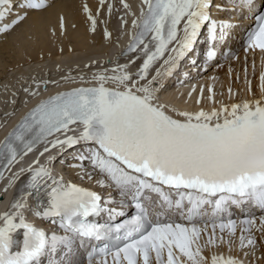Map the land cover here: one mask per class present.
<instances>
[{"label":"snow or ice","instance_id":"1","mask_svg":"<svg viewBox=\"0 0 264 264\" xmlns=\"http://www.w3.org/2000/svg\"><path fill=\"white\" fill-rule=\"evenodd\" d=\"M241 2L252 6V0ZM48 3L49 0H0V20L14 7L37 10ZM211 4L212 0H142L140 16L132 21L137 31L127 48L128 52L139 49V54L146 57L136 73L140 80L146 79L150 66L166 52L174 55L164 60L165 65L174 59H183L193 50L205 23L208 39H217V21L211 18ZM125 7L129 5L125 3ZM84 10L89 13L94 31L96 20L87 6ZM26 17L27 12L18 14L12 23L0 27V32H7ZM259 20V29L250 34L249 44L264 50V16ZM230 26L227 22L220 23L221 38ZM105 35L111 34L105 32ZM173 44L175 46L170 48ZM215 54L212 49L207 52L209 58ZM176 66L168 67L167 74L171 75ZM126 67L118 66L114 70L119 72L117 75L97 74L94 76L99 81L97 86L73 88L41 100L0 141V161L6 160L10 168L39 143L46 145L41 156L52 149L66 151L83 143L88 146L87 154L77 153L78 162L87 160L99 171L104 177L99 184L115 186L121 196L131 193L140 210L131 221L116 226L117 232L124 231L123 237H117L123 241L122 247H116L117 259L123 254L127 264H152L154 255L156 264H207L199 243L207 225L200 228L194 223L189 226L160 222L159 215L157 221L152 222L142 201L151 199L146 194L150 191L161 197V208L167 206L171 210L174 206L181 211L187 198L191 205L187 210L189 221L200 214L203 205L210 203H214L216 210H222L227 202L238 204L248 199L264 209V99L226 105L209 112L177 111V116L183 119L174 118L158 101L157 89L151 87L156 76L147 84H140L133 74L124 70ZM108 80L115 81L119 87H106ZM76 124L82 125V130L70 127ZM77 131L76 135L68 134ZM58 133H62L63 138L56 136ZM34 164L37 167L28 170L30 186L39 189L43 183L47 185L48 195L47 205L37 215L58 222L65 234L48 235L28 223L19 211L24 205L14 202L11 207L18 211L2 214L0 264H41L42 257L56 253L60 246H68L77 238L81 244L86 240L101 241L108 237L110 229L90 217L105 211L110 216L123 215L116 209L103 207L107 202L102 201L97 192L54 176L52 169L40 165L39 160ZM80 166L83 167L82 163ZM85 175L92 178V173L85 172ZM2 176L0 173V178ZM161 185L175 189L179 199L173 202ZM17 216L19 222H15ZM245 223L252 225L255 221ZM261 224L264 225V217ZM220 228L234 232L235 222L221 223ZM17 229L24 230V238L22 248L14 250L12 234ZM214 229L215 225L205 246L216 242ZM220 240L223 241V237ZM247 242L252 245L254 240L249 238ZM108 250L105 244L96 255L106 254ZM211 264L243 262L213 255Z\"/></svg>","mask_w":264,"mask_h":264},{"label":"bare ground","instance_id":"2","mask_svg":"<svg viewBox=\"0 0 264 264\" xmlns=\"http://www.w3.org/2000/svg\"><path fill=\"white\" fill-rule=\"evenodd\" d=\"M53 2L54 1L48 3L47 7H45L42 11L27 10L25 8L17 6V8L12 11L11 16H6L4 19L0 20L1 27L4 24L12 23V21L18 14L27 12V17L23 20V22L14 24L13 27L7 32L0 33V71L8 69L9 67L7 66V60H4L6 59V57L4 59L3 56L1 57V51L4 50L5 52H7L6 49L9 53V55L7 54L8 58L12 57V62H14V65L19 67V69L16 71L17 75L7 76L6 73V76L4 77L5 81H7L8 86L5 90H0V104L4 106L3 110L11 109L13 103L17 98L16 96L19 86L26 82L30 76H37L38 74L42 73L46 74L49 69L58 70L59 68L72 63L92 61L91 59L94 58V56L91 55H93V53L97 54L98 56L105 54L104 52L110 48V43L113 41L114 35L116 33H122V35L124 34L125 29L117 30V25L115 23L116 14L114 13L116 7L113 8L112 11L110 10L111 13L108 12L107 0H58L57 2ZM115 2L116 0H113L112 3ZM129 2L133 7L132 9H130L129 17L134 18L137 14L136 8L138 7L139 1L130 0ZM85 6H87L92 17H94L96 20L94 31L92 30L89 13L84 10ZM61 18L63 20V26H61ZM129 20L130 19L128 18L126 19L127 23ZM131 22H129L128 24H130ZM127 23L125 24L124 28H127ZM113 29L116 31H114ZM105 32L110 33L111 38H109L110 36H106ZM80 49L85 50L86 52L78 53L77 51H79ZM109 51H111V49ZM142 57L144 56L140 55L138 50L126 60L122 59L121 64L129 67L135 62L140 61ZM162 59L163 57L156 60L153 63V67H155L157 63H159ZM239 64L240 62L238 63V65ZM13 66L9 69H13L15 67ZM226 68L229 70L230 66H227ZM224 69L225 66H223L218 71L222 72ZM113 73H116V71H113ZM151 73L152 70H148L147 76L149 77ZM217 77L218 75L212 74L209 78H204L202 82L206 81L207 83L205 85L212 87ZM14 78L20 79L14 80ZM3 82V78L0 79V83ZM85 83H89L88 80H73L72 77H68L67 79H60V81L56 84H52L51 87L47 88L48 91L39 89V87L41 86L37 84L38 91L34 89L35 92L29 97L27 96L28 92L24 93L25 100L22 103V106H16V108L14 109V114H12L11 117L7 118V126L12 123V120L13 122H16L19 116L25 113L26 109H22L32 100L39 101L49 95L48 92L59 90L63 86H80ZM151 87L153 89H156L155 86ZM201 87L205 88L203 84L201 85ZM259 90L260 93L263 92L261 77L259 80ZM185 93H187V97H190V90H188L187 87H179L168 90V92L163 94L161 97L167 99L172 95H185ZM10 98H12V100L14 99V102L11 101V103H9ZM210 100L212 101L213 97H210ZM160 103L162 104V102ZM221 103H223L222 100ZM5 104L7 105L6 107ZM165 110H167L169 113L173 112L166 106ZM173 113L177 115L175 112ZM181 118L183 119V117ZM5 128L2 127L0 129V140L5 134ZM34 153L35 150H33L32 154ZM28 158H30V155L27 154L24 156L23 161ZM23 164L24 163H22V165ZM14 165L15 164L12 165L10 169L11 171L14 168ZM59 169L61 168L59 167ZM18 172L19 171H14L12 173V177L18 175ZM12 177L9 176L2 185L5 184L6 186L12 179ZM26 204L28 205V203ZM230 252L232 253V250H230ZM262 252H264V250ZM220 254H223L225 257H230L229 255L224 254V251L209 250V253H202V255L207 259V264H211V257L213 255ZM235 255L242 260L243 264H248L244 257L239 256L238 253H236ZM263 260L264 257L262 261ZM262 261L260 264H264Z\"/></svg>","mask_w":264,"mask_h":264},{"label":"rangeland","instance_id":"3","mask_svg":"<svg viewBox=\"0 0 264 264\" xmlns=\"http://www.w3.org/2000/svg\"><path fill=\"white\" fill-rule=\"evenodd\" d=\"M6 51L7 52H5L4 50H2L1 51V57L3 56V59L6 57V59H4V60H7V66H9L8 67V69L10 68V67H12L13 65H14V62H12L13 60H12V57L10 58H8V55H9V53H8V50L6 49ZM5 54H4V53ZM78 53H85L86 51L85 50H79V51H77ZM8 54V55H7ZM10 60V61H9ZM50 62V61H49ZM15 66V65H14ZM13 66V67H14ZM8 69H5V70H1L0 71V79H2L3 78V81H5V79H4V77L6 76V73H7V76H12V75H17V70L19 69V67H17V66H15L13 69H9V71H8ZM7 71V72H6ZM80 70H76V72L78 73ZM50 77L51 78H53L54 76H52V75H50ZM71 78V77H70ZM19 80L18 78H14V80ZM62 79H67V78H62ZM13 80V81H14ZM40 85V84H39ZM51 85L52 84H50V86L49 87H51ZM8 86V84L6 83V84H2V83H0V90L1 91H3V90H5L6 89V87ZM4 111V113H6L7 111H9V110H3ZM9 117V115L7 116V115H5V116H3V117H0L1 119H0V121H7V118ZM3 118V119H2Z\"/></svg>","mask_w":264,"mask_h":264}]
</instances>
